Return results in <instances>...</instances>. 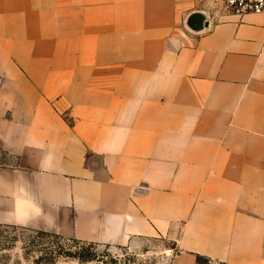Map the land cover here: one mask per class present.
<instances>
[{
    "label": "crops",
    "instance_id": "1",
    "mask_svg": "<svg viewBox=\"0 0 264 264\" xmlns=\"http://www.w3.org/2000/svg\"><path fill=\"white\" fill-rule=\"evenodd\" d=\"M0 225L264 264V14L0 0Z\"/></svg>",
    "mask_w": 264,
    "mask_h": 264
},
{
    "label": "rangeland",
    "instance_id": "2",
    "mask_svg": "<svg viewBox=\"0 0 264 264\" xmlns=\"http://www.w3.org/2000/svg\"><path fill=\"white\" fill-rule=\"evenodd\" d=\"M197 15L218 21L225 0H194ZM160 245L147 251L111 252L56 235L0 225V264H160Z\"/></svg>",
    "mask_w": 264,
    "mask_h": 264
},
{
    "label": "built area",
    "instance_id": "3",
    "mask_svg": "<svg viewBox=\"0 0 264 264\" xmlns=\"http://www.w3.org/2000/svg\"><path fill=\"white\" fill-rule=\"evenodd\" d=\"M224 14L244 17L264 14V0H225Z\"/></svg>",
    "mask_w": 264,
    "mask_h": 264
},
{
    "label": "clouds",
    "instance_id": "4",
    "mask_svg": "<svg viewBox=\"0 0 264 264\" xmlns=\"http://www.w3.org/2000/svg\"><path fill=\"white\" fill-rule=\"evenodd\" d=\"M7 147V146H6Z\"/></svg>",
    "mask_w": 264,
    "mask_h": 264
}]
</instances>
